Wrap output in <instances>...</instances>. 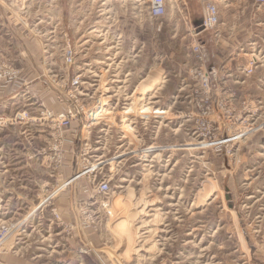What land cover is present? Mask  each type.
Wrapping results in <instances>:
<instances>
[{
  "label": "rangeland",
  "instance_id": "374dc122",
  "mask_svg": "<svg viewBox=\"0 0 264 264\" xmlns=\"http://www.w3.org/2000/svg\"><path fill=\"white\" fill-rule=\"evenodd\" d=\"M182 1L156 19L149 0L0 5L3 126L27 112L45 139L70 112L64 159L109 184L80 253L37 264H264V0ZM208 4L219 22L202 29Z\"/></svg>",
  "mask_w": 264,
  "mask_h": 264
},
{
  "label": "crops",
  "instance_id": "0c3cea01",
  "mask_svg": "<svg viewBox=\"0 0 264 264\" xmlns=\"http://www.w3.org/2000/svg\"><path fill=\"white\" fill-rule=\"evenodd\" d=\"M40 131L0 129V228L8 221L11 264H37L45 254L71 261L81 251L82 234L87 228L91 234L95 224L91 173L70 180L74 160H65L50 178V163L35 153L43 139ZM82 209L90 217L85 226L79 221Z\"/></svg>",
  "mask_w": 264,
  "mask_h": 264
},
{
  "label": "built area",
  "instance_id": "2783aa9c",
  "mask_svg": "<svg viewBox=\"0 0 264 264\" xmlns=\"http://www.w3.org/2000/svg\"><path fill=\"white\" fill-rule=\"evenodd\" d=\"M7 0H0V5L4 4V2ZM148 12L149 15L152 18H159L161 17L164 13H165V0H149V5H148ZM219 22V18H218V13L216 11V8L214 5L212 4H208L205 13L201 19L200 22V27L202 29H209L212 28L213 26H215L217 23ZM199 47L196 46L195 50H198ZM75 55H76V51L75 48L69 43L68 39L67 41L63 42L62 44V48H61V60L64 66L66 67H71L75 64ZM6 66V65H5ZM9 71H16L14 70L11 66H7ZM253 70V66H248L247 68H244L245 73H250ZM216 73L214 68H210L205 76V85L208 86L209 85V78L210 76H213ZM14 76V75H13ZM74 84H78L77 80L74 82ZM49 116L54 117L52 119L53 123L56 125H58V131L53 134H47L48 137H46L45 139H43V144L39 147L38 151H36V154L39 155H43V157H41L42 160H46L47 162L50 163V170L52 172H50V178L55 179L56 178V173L53 172L55 170H59L61 168L62 165H64V161L66 159H64V150H63V142H62V131L61 129H65L67 127L70 126V122H71V113L70 112H63V113H59V114H49ZM35 121H42V118H35V117H31L27 114V112H23V113H19L16 114L12 119H11V124H16V123H20L22 124H26L20 128H25V129H30L32 130L31 127L27 126L28 123H32ZM3 120L0 121V129L1 128H6L7 126H3ZM37 129V128H36ZM38 130H41V128ZM58 136V140L56 141L53 140L52 138H50L49 136ZM54 139V138H53ZM74 166H80L79 162L74 160ZM91 170H87L86 168L84 169H75V174L74 177L71 178L70 180H74L76 178H79L87 173H90ZM92 183V182H91ZM62 184V183H60ZM62 186V185H61ZM59 189H60V187ZM91 186V191L92 193H94V196H97V191L99 190L100 192H106L109 188V184L106 181H101L100 183H95L93 184V188L92 185ZM54 192L56 191V189L53 190ZM54 194V193H53ZM97 202V199H96ZM54 218L57 220L58 216L56 214L53 213ZM79 221L82 224V226H85L86 223L90 221V217H89V213H85V211L82 209L80 210V215H79ZM5 238V235L2 234V231H0V244L3 241V239Z\"/></svg>",
  "mask_w": 264,
  "mask_h": 264
}]
</instances>
